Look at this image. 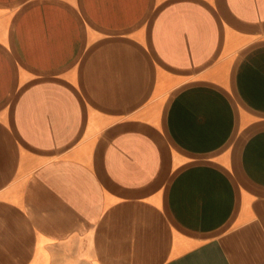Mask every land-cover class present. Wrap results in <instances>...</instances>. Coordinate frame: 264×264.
Returning a JSON list of instances; mask_svg holds the SVG:
<instances>
[{"label":"crops","instance_id":"1","mask_svg":"<svg viewBox=\"0 0 264 264\" xmlns=\"http://www.w3.org/2000/svg\"><path fill=\"white\" fill-rule=\"evenodd\" d=\"M0 264H264V0H0Z\"/></svg>","mask_w":264,"mask_h":264}]
</instances>
